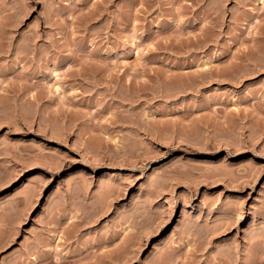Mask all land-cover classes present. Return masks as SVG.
I'll return each instance as SVG.
<instances>
[{
    "label": "rangeland",
    "instance_id": "1",
    "mask_svg": "<svg viewBox=\"0 0 264 264\" xmlns=\"http://www.w3.org/2000/svg\"><path fill=\"white\" fill-rule=\"evenodd\" d=\"M0 264H264V0H0Z\"/></svg>",
    "mask_w": 264,
    "mask_h": 264
},
{
    "label": "bare ground",
    "instance_id": "2",
    "mask_svg": "<svg viewBox=\"0 0 264 264\" xmlns=\"http://www.w3.org/2000/svg\"><path fill=\"white\" fill-rule=\"evenodd\" d=\"M184 211H186V209H185ZM185 213H186V212H185ZM185 213H184V214H185Z\"/></svg>",
    "mask_w": 264,
    "mask_h": 264
}]
</instances>
